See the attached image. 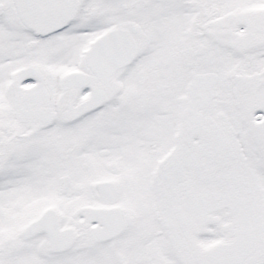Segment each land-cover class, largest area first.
I'll list each match as a JSON object with an SVG mask.
<instances>
[{"label":"snow or ice","instance_id":"6c2138e0","mask_svg":"<svg viewBox=\"0 0 264 264\" xmlns=\"http://www.w3.org/2000/svg\"><path fill=\"white\" fill-rule=\"evenodd\" d=\"M0 264H264V0H0Z\"/></svg>","mask_w":264,"mask_h":264}]
</instances>
